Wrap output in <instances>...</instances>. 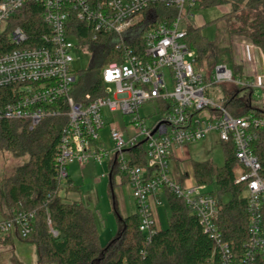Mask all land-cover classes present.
Listing matches in <instances>:
<instances>
[{"label":"built area","instance_id":"built-area-1","mask_svg":"<svg viewBox=\"0 0 264 264\" xmlns=\"http://www.w3.org/2000/svg\"><path fill=\"white\" fill-rule=\"evenodd\" d=\"M157 2L173 9L175 16H158L152 7ZM27 3L43 9L42 22L48 33L41 37L40 46L27 44L22 29H9V20ZM195 4V0H102L95 4L92 0H0V36L5 35L11 47L0 53V89L10 90L0 119L25 121L33 129L45 119L66 117L55 158L59 196L65 198L71 165L81 169L90 164L101 166L109 158L107 170L115 167L127 180L140 217L139 232L148 242L156 226L153 207L160 205L156 198L169 193L186 204L202 231L215 242L222 264H257L258 260L264 264V180L251 150L259 133H264V117H232L222 100L215 103L205 94L213 85L236 83L264 90V83L235 82L226 65L215 66L206 81L195 67V51L182 43L186 27L181 22L192 17ZM70 18L89 27L92 41L108 39L121 52L119 62L101 71L103 96L88 103H77L71 97L76 82L73 54L90 51L78 47ZM152 101L162 106L148 126L139 111ZM104 111L128 120L121 126L110 124ZM104 128L109 129L112 151L106 150L100 138ZM211 133L234 147L233 179L244 190L249 232L240 254L223 242L216 225L221 206L207 186L176 171L170 162L175 151ZM138 147L145 159L140 167L134 166L129 153ZM9 215L0 218V235L17 233L27 238L33 213L11 210Z\"/></svg>","mask_w":264,"mask_h":264},{"label":"trees","instance_id":"trees-1","mask_svg":"<svg viewBox=\"0 0 264 264\" xmlns=\"http://www.w3.org/2000/svg\"><path fill=\"white\" fill-rule=\"evenodd\" d=\"M100 1L92 0L93 4ZM195 1L194 10L229 7L228 13L214 22L226 20L229 35L246 37L264 56V0ZM152 7L160 17L175 16L173 9L165 8L161 3L157 2ZM42 15L40 5L27 3L9 20V29H22L27 36V44L40 46L41 37L48 33ZM69 24L72 25L71 34L78 47H87L92 53L89 68L76 78L71 91L75 102L88 103L103 96L101 71L110 63L119 62L121 52L115 50L108 39L92 41L89 27L75 18H70ZM185 31L182 43L189 50L195 51V67L206 81L210 79L215 66L225 65L222 55L229 58L227 61H230L233 78V74L241 73L240 68L233 63L229 46L222 49L216 41L209 42L202 35L201 27L187 25ZM10 49L5 35L0 36V53ZM235 88L237 91L224 89L222 102L226 112L236 118L264 117V110L249 106L238 97L239 92L249 87ZM9 95L10 90L0 89V108L7 102ZM67 123L64 116L48 118L30 129L25 121L0 119V151L9 152L15 158H27L0 187V218L8 219L11 210L33 213L32 231L27 238L23 239L17 233L0 235L1 244L17 240L30 245L38 264H222L215 242L202 231L197 218L186 204L169 193L164 194L170 212L167 227L157 229L155 226L154 235L148 242L139 232L138 213L126 217L120 213L114 195L115 178L118 177L121 184H126L127 180L115 167L109 168V192L117 234L102 247L93 211L81 202H65L58 195L61 188L55 158L61 132ZM222 144L225 151L223 167H214L209 161L195 162L194 177L199 185L216 186V194L210 191L221 206L216 225L223 242L236 254H240L249 239L246 201L243 187L234 184L233 144ZM251 150L261 165L260 177L264 180V133H259ZM129 153L133 157L134 166L145 165L141 148H135ZM65 191H78L69 177ZM225 197L229 198L228 201H224ZM257 264L263 262L258 260Z\"/></svg>","mask_w":264,"mask_h":264},{"label":"rangeland","instance_id":"rangeland-1","mask_svg":"<svg viewBox=\"0 0 264 264\" xmlns=\"http://www.w3.org/2000/svg\"><path fill=\"white\" fill-rule=\"evenodd\" d=\"M228 11L229 7L225 6L194 10L191 12L192 17L183 19L181 27L185 28L187 25L201 27L202 35L209 42L216 41L217 45L222 49L229 46L232 60L235 64L232 53L235 47L231 42L239 37L244 39L247 38L241 35H229V25H227L226 20L218 23L214 22L223 14L228 13ZM236 27H238L237 24ZM73 56L74 63L72 64L71 69L76 78H78L82 72L89 68L92 54L90 52L74 53ZM221 57L224 61L223 63L229 70H231L230 61H227L229 58L227 59L225 55H222ZM235 66L238 67L236 64ZM165 73L168 74V71L165 70ZM233 76L235 82L241 80L240 74H233ZM261 76H264V72H262ZM168 86L169 91H171L172 88L169 82ZM235 87H238L236 83L213 85L212 87H208L205 94L215 103H220L223 97L224 89L227 91H237ZM250 92L251 90L249 88L244 89L239 92L238 97L246 102L247 105L264 110V90L256 89L252 91V97ZM159 105L162 106L159 101H152L142 105L139 113L142 117L147 118L148 126H150L158 118ZM103 114L108 123H115L118 126H121L122 122L125 123V121L128 120L127 117H124L123 120L119 113L108 114L104 111ZM100 138L104 142L106 150L112 151L113 144L109 139L108 128L101 130ZM108 159H104L101 166L98 164H94V166H92V164H90L81 169L76 165H72L68 168L70 177L75 186L78 188L77 192L75 191L70 193L77 197L78 202L83 203L93 211L95 217V227L102 247H104L107 241L115 237L117 234L115 217L112 211V198L109 192V177L106 172ZM175 159L178 160L179 163L187 160L184 161V166H187L188 168L191 166V163L204 161H209L214 167L221 168L225 162L224 146L215 136L210 135L202 142L193 143L183 147L182 152L178 153L177 156H175ZM25 161H27L26 157L15 158L9 152L0 151V187L14 174L16 168ZM100 176H105V178L99 179ZM118 187H116L117 189L115 188V194L117 192V195H115L117 198H115L122 216L126 217L136 213L137 208L131 192L125 186ZM207 189L209 192L212 191L213 194H216V186H208ZM119 193H121L122 199H120L118 195ZM61 195H63V193H61ZM60 198L63 201H68L64 197L60 196ZM156 199L160 202V205H157L160 224L162 228L165 229L170 216L167 199L164 196L157 197ZM228 199V197H225L224 201H228ZM0 264H38V260L33 248L30 245L14 240L11 243H0Z\"/></svg>","mask_w":264,"mask_h":264},{"label":"crops","instance_id":"crops-1","mask_svg":"<svg viewBox=\"0 0 264 264\" xmlns=\"http://www.w3.org/2000/svg\"><path fill=\"white\" fill-rule=\"evenodd\" d=\"M231 43L234 44V47H235V49L232 52L233 53V59L235 61V64L241 70V73H240L241 80H243L244 82L255 83L257 85L263 84L264 83V76H261V74H262V72H264V56H263L261 50L258 47L253 46L248 39H244L241 37L234 39ZM256 89H258V88L257 87L253 88L251 91H254ZM252 95H251V97H252ZM146 120H147V118H146ZM210 135H213L218 139L216 134L211 133ZM182 149L175 151L174 155L171 157V160H170L171 166L176 171H181L188 177H190L192 175L193 179L195 180L193 163H191V166L188 168L187 166H184V164H185L184 161H187V160H184L183 162H181L182 163V165H181V163H179L178 160L175 159V156H177L178 153L182 152ZM92 166H94V165L92 164ZM106 172H107V176L109 177V171L107 170ZM69 178L71 179L70 174H69ZM104 178H105V176L99 177V179H104ZM118 186H125L130 191L127 183L121 184L120 180H118V178H115L114 195H117V192L115 194V190L117 189L116 187H118ZM118 195H119L120 199H122L121 193H119ZM65 199L68 201L78 202L77 197L75 195H72L70 192H68V193L66 192ZM68 201H65V202H68ZM68 203H70V202H68ZM152 206H154L153 201H152ZM153 214H154V219H155L157 229H161L162 226L160 224L157 206L153 207Z\"/></svg>","mask_w":264,"mask_h":264},{"label":"snow or ice","instance_id":"snow-or-ice-1","mask_svg":"<svg viewBox=\"0 0 264 264\" xmlns=\"http://www.w3.org/2000/svg\"><path fill=\"white\" fill-rule=\"evenodd\" d=\"M108 78H109V79L113 78V76H112V73H111V72H109V73H108Z\"/></svg>","mask_w":264,"mask_h":264}]
</instances>
